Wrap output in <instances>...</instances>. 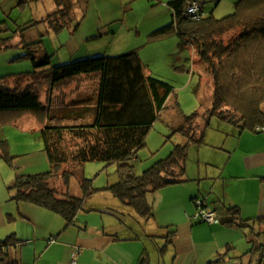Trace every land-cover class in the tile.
Returning <instances> with one entry per match:
<instances>
[{
  "label": "trees",
  "instance_id": "16d2710c",
  "mask_svg": "<svg viewBox=\"0 0 264 264\" xmlns=\"http://www.w3.org/2000/svg\"><path fill=\"white\" fill-rule=\"evenodd\" d=\"M193 1L171 2L173 22L151 38L176 35L183 47L196 49L213 78L212 107L201 130L196 124L197 113L183 116V125L169 138L177 136L181 141L166 159L142 175L136 173L134 162L168 109L173 87L148 76L137 51L53 66L43 41L27 42L25 32L39 24H47L54 34L67 29L74 11L72 0H54L57 11L28 27L12 30L7 22L0 23V51L12 47V41L22 36L25 54L21 58L29 59L33 66V72L0 78V129L14 125L26 114L34 115L43 125L40 138L50 163L46 173L19 177L11 190L12 200L53 212L70 228L78 226L82 212H91L86 207L90 198L109 192L150 221L154 219L150 199L164 188L186 182L189 152L203 143L212 118L228 123L238 134L264 132V0H239L233 14L220 20L213 14L204 15L200 21L187 14V6ZM20 3L26 5L29 0ZM0 157L9 163L14 160L6 140L0 139ZM90 162L117 165L120 181L95 190L92 181L81 175ZM76 174L80 177L79 197L70 193ZM202 207L207 208L205 203ZM209 212L217 213L224 227L253 230L259 226L258 233L248 235L252 248L244 257L250 255L251 264L263 263L264 217L245 220L238 207L218 203ZM175 234H168L162 251L173 245ZM16 242L10 236L0 243V262L7 256L4 248ZM138 264H145V260Z\"/></svg>",
  "mask_w": 264,
  "mask_h": 264
},
{
  "label": "crops",
  "instance_id": "0c3cea01",
  "mask_svg": "<svg viewBox=\"0 0 264 264\" xmlns=\"http://www.w3.org/2000/svg\"><path fill=\"white\" fill-rule=\"evenodd\" d=\"M34 1L29 0V3ZM36 1H42L48 12L40 14L38 20H32L26 27L33 22L44 21L58 9L54 0ZM173 1L72 0L74 11L67 29L54 34L49 32L47 24H39L25 32V40H42L45 52L52 56L53 66L97 57H118L137 51L146 67V74L153 77L147 60L155 61L156 57H146L148 48L152 47L153 52H157L166 42L180 43L176 35L158 40L151 38L155 31L173 22L174 13L170 7ZM195 1L203 5L205 16L218 11L232 13L239 2ZM8 5L9 0H0V10L8 11ZM28 32H33L30 41L26 36ZM18 37L22 43V36ZM179 48L185 50L189 47L180 43ZM190 48L198 56L196 49ZM180 69L185 68L182 66ZM42 129L43 125L32 114H26L14 125L0 129V139L9 143L10 154L14 157L11 163L0 157V243L10 236L17 239L15 245L4 248L7 256L0 264H74L75 253V264H138L142 258L145 264L252 263L250 255L244 256L252 248L248 235L252 231L255 233L256 226L253 230H244L224 227L219 222L201 226L197 221H191L193 206L189 201L197 199V196L190 195L187 200L180 196L166 203L160 191L158 205L155 204L156 196L150 199L154 209V219L150 221L140 218L133 210L131 215L130 209L125 214L122 208L114 205L90 206L91 212H82L77 219L78 226L70 228H66L65 220L53 212L12 200L11 190L19 177L50 170L40 138ZM229 136L233 140L238 138L237 144L232 143V149L220 151L216 146L218 148L211 155L203 156L200 148L195 158L208 161L207 165L215 164L220 172L209 178L198 169V175L192 176V180L209 179L214 182L208 193L212 203L207 198L203 200L207 211L213 210L218 203L238 207L245 220L264 217V133L246 131L238 134L233 127ZM139 160L140 157L134 165L140 164ZM190 178L187 175L186 182L181 184L192 181ZM141 227L145 229L141 230ZM170 232L176 233L174 243L162 251ZM51 239L56 241L50 243Z\"/></svg>",
  "mask_w": 264,
  "mask_h": 264
},
{
  "label": "rangeland",
  "instance_id": "374dc122",
  "mask_svg": "<svg viewBox=\"0 0 264 264\" xmlns=\"http://www.w3.org/2000/svg\"><path fill=\"white\" fill-rule=\"evenodd\" d=\"M20 2L21 0H17L16 2L9 0V5L6 7L8 11L0 10V23L7 22L12 30L18 29V27L24 28L32 20H38L40 14L46 11L48 12V10L43 7L45 4H43L42 1L35 0L26 5ZM233 13L234 11L232 13H222L218 11L213 13V15L216 19L220 20ZM209 15H211V13H209ZM39 30L42 32L43 28H39ZM32 35L33 32L26 35L29 41ZM20 43V37H16L11 43L12 47L0 51V78L33 72L31 61L21 58L25 54V49H23ZM179 45L180 43L174 41L166 42L163 44V48H159L157 52H153L152 47L148 48L146 52L148 55L146 57H156L155 61H151L150 59L147 60L149 73H151L153 77L171 85L173 87V93L167 100L168 109L162 113L161 119L155 124L153 130L148 135L146 148L141 150L138 154L140 157V164L135 165V171L138 175H142L160 160L166 159L171 154L175 144L181 141V138L177 136H174L172 139L169 138L173 133V131H171L172 128L176 130L183 125V116L188 117L197 113L199 119L196 124L199 125L198 127L201 130L204 127L207 112L212 107L214 84L210 72L207 67L200 62L199 57L193 54L190 47L182 50L179 48ZM57 61L56 59V62ZM182 66L185 69H180ZM231 129H233V127L228 123L216 117L211 119L203 143H200V146H195L190 150L191 156L189 152L187 162L189 171L187 175L189 178L191 176L190 180H192V176L198 175L196 174L198 169H200L203 176L208 175L209 178L220 172L218 167L213 163L207 165L208 163L206 162L208 161H197L195 159L197 150L199 151L201 148L202 155L206 156L211 155L212 151L214 152L215 149L218 148L216 146H219L220 151L232 149V143L237 144L238 138L235 140L230 138L229 134ZM225 147L228 149H225ZM194 150L195 152H193ZM192 169H194V171H192ZM77 172L79 173V171ZM81 175H84L86 179L92 181V186L95 190L108 188L120 181L118 166H108L102 162L87 163L81 171ZM202 180L203 181L197 182H193L192 180L184 184L172 185L161 190V193L164 195L166 203L180 196H185V200H187L190 195L197 196V199L189 201L193 206V213L190 218L191 221L195 222L196 215L202 209H207L201 207V205L204 203L203 200L205 198H209L208 196L210 195H208V193L210 192L211 186L214 184V182L209 179ZM79 181L80 177L76 174L73 177L72 189L70 190V193L77 197L81 195ZM59 184H61V182H59ZM158 194H160V192L156 195V205L160 202ZM208 200L211 204L212 200ZM110 201H114L115 203ZM176 203L177 202H174L173 204ZM86 205L87 209H89L90 206L103 207L114 205L122 208L125 214H127L130 209L122 204L123 207L119 200L115 199L109 192H99L95 194L94 197L88 200ZM130 214H133L131 209ZM131 225L132 222L129 223V227H131ZM200 225L209 226L208 223H202ZM143 229L145 228L141 227V230ZM256 229L255 233H257V231L259 232V226H256ZM122 234H124V232H122ZM261 241H263V238Z\"/></svg>",
  "mask_w": 264,
  "mask_h": 264
},
{
  "label": "built area",
  "instance_id": "2783aa9c",
  "mask_svg": "<svg viewBox=\"0 0 264 264\" xmlns=\"http://www.w3.org/2000/svg\"><path fill=\"white\" fill-rule=\"evenodd\" d=\"M202 6H203L202 4L196 2L195 0L193 2H190L186 9L188 16H190L194 21H200L204 17ZM196 219L198 220L200 219L204 222H208L209 224L218 223L217 213L209 212L203 209L196 215ZM55 241H56L55 239H51L50 243H54ZM76 257H77V253L74 254V261H73L74 264Z\"/></svg>",
  "mask_w": 264,
  "mask_h": 264
}]
</instances>
